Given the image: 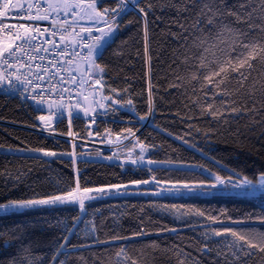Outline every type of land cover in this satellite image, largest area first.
Instances as JSON below:
<instances>
[{
    "label": "snow or ice",
    "instance_id": "1",
    "mask_svg": "<svg viewBox=\"0 0 264 264\" xmlns=\"http://www.w3.org/2000/svg\"><path fill=\"white\" fill-rule=\"evenodd\" d=\"M145 2L146 0H117L116 7L108 8L103 6L102 0H0V90L7 94H18L25 100L32 101L34 111L46 112L47 114L37 116L39 121L44 122L45 128L52 127L54 121L63 122L65 119L71 127L73 119L79 118L81 114L89 117L91 123H95L98 114H117L121 109H128L135 113L140 121H148L155 112L152 83L149 82L148 108L144 114H141L136 110L132 98H124L123 93H126L127 89L120 90L106 85L104 80L106 66L98 62L103 59L108 41L114 39V34L120 28L117 18L127 13L129 5L143 14L145 53H147L149 36L147 16L152 5L148 4V11H146L141 6V3ZM168 3H171L178 12H191L198 9L194 16L183 18L190 20V23L178 21L180 32L173 33V36L180 40L178 48H183L184 52L179 55L174 53L172 62L176 63V60H179L180 64L186 66L185 74H177L175 80L192 85V92L201 94V96H190L198 113L192 112L191 106L185 105L191 114L181 116V120H192L197 115L206 114L213 120L223 118L222 122L226 123L228 115L255 112L254 106L251 109L247 105L233 107L236 101L231 97L243 88L252 72L256 70L254 61L264 65V0H242L233 6L241 11H233L225 7L226 0H180L179 4L168 0ZM253 3L257 7H251ZM61 13L64 18H61ZM69 16L72 19H68ZM225 16H231L233 20L226 23ZM9 18L24 22L10 23ZM257 20L261 22L256 23ZM41 21H47L51 28L42 29L38 24ZM238 25L245 27H238ZM37 60L41 63H36ZM177 72H179V65ZM233 83L238 87H230ZM169 87L179 89L183 87V84L173 81ZM73 93L80 98L75 104L71 103ZM216 97L221 99L217 101ZM177 115L180 114L177 113ZM188 127L191 128L193 125L189 124ZM196 130L200 131L199 128ZM125 131L128 135L124 136V139H134L135 142L129 148L121 166L125 164L136 168L143 166L148 172L153 173L150 178L106 187H82L77 172L74 186L67 190L44 195L33 191L30 196L10 198L0 202V218L23 215L42 209L77 207L79 213L77 216L70 218V221H58V224H62L63 239L55 246L49 264H66V260H58L62 253L70 255L72 250L79 251L80 248L92 251L101 245L116 246L118 250L114 254L115 258L108 259L106 262L105 259H101L100 254L93 252L92 264H96L97 261L99 264H142L139 258L129 253V249L137 247L136 244L120 245L118 242L136 241L140 237L153 233L146 230L141 222L139 230L129 235L122 236L114 231L113 235L101 238L98 235L101 225H98L94 218L85 220L92 201L128 195L196 198L218 195L245 198L256 197L258 194L264 196V173H261L258 182L254 183L246 175L227 169L224 165H220L226 169V174L222 175L202 164L181 163L176 166L187 169L199 168V174L207 173V176L199 180L162 182L154 174L155 170L161 165H173L174 162L153 159L148 153L155 146L146 145L136 138L132 128H127ZM67 134L71 136L72 132L69 131ZM168 134L172 135V133ZM88 135L92 133L89 132ZM105 135H110V130ZM204 135L207 136L208 133L205 132ZM175 138L182 140L185 144L189 143L182 136L177 135ZM120 139L121 136L117 135L116 140L120 141ZM111 142L109 140V143ZM189 146L194 147V145ZM137 147L139 151H136ZM8 151L39 153L43 157L68 155L72 157L71 162L74 165L77 163L75 151L57 153L42 148L11 147ZM114 156L119 159L116 153L104 159L111 160ZM3 174L0 173V175ZM24 175L25 173H20L18 176L11 177L17 182L13 187L18 186ZM162 183L166 186L161 187ZM152 184L156 185V189L146 191L141 188V186ZM151 206L168 212L175 220L196 216L210 222L201 226L200 235L205 243L197 251L201 255L215 252L222 264H249V258L257 253L264 254V231L255 226L256 224L264 225V215L235 219L227 217L234 224H250L251 226L241 229L230 227L216 229L212 225L223 223L221 216H226V213L221 212L219 216H213L205 210L183 204L153 203ZM82 224L84 225L83 235L87 240H91V243L70 245L69 240L73 235L79 234V226ZM28 227L30 226L14 225L7 230H0V264H41V258L33 254L31 243H25ZM165 232L173 233L179 239L182 227L164 226L157 229L155 234ZM220 237L224 239H217ZM209 241L216 247L210 246ZM140 245L151 248L153 251L168 252L177 249L175 251L178 257L177 264H200L195 257L190 259L191 254L184 252L178 245L160 249L158 242L143 240L140 241ZM220 245L223 247H219ZM13 247H15L14 254L3 257L2 253ZM137 250L140 251L141 256H144L140 248ZM107 251V248L102 250V252ZM182 253L183 256L180 258ZM80 259L82 264H89L84 256ZM143 264H150V262L145 258Z\"/></svg>",
    "mask_w": 264,
    "mask_h": 264
},
{
    "label": "trees",
    "instance_id": "2",
    "mask_svg": "<svg viewBox=\"0 0 264 264\" xmlns=\"http://www.w3.org/2000/svg\"><path fill=\"white\" fill-rule=\"evenodd\" d=\"M179 4L180 0H172ZM242 0H226L225 7L233 11H241L233 7ZM103 6L114 8L117 0H102ZM148 4L152 9L148 11ZM141 6L148 11V51L145 53L143 14L138 9L129 7L126 14L117 18L120 28L114 35V39L105 47L103 59L98 61L106 66L104 80L106 85L116 89H127L123 93L124 98H132L136 110L144 114L148 108L149 82L153 87L152 99L155 108L153 116L148 121H140L135 113L128 109H121L117 114H98L95 123L81 115L74 118L69 127L67 119L56 122L51 131L40 130L38 115L47 114L33 110L32 103L24 101L11 94L0 92V147L11 148H42L57 153H69L75 151L77 163L74 165L72 157L68 155L57 156L51 159L0 153V202L8 199L22 198L32 195L33 191L41 195L67 190L74 186L75 179L79 176L82 187H106L112 184H127L137 179L150 178L153 173L141 166L136 168L132 165L122 163H109L96 160L83 159L84 155L95 156L99 152L111 155V151L103 150L89 144L107 143L109 138L120 135H128L125 129L132 128L136 138L146 145H154L149 156L156 160H172L173 165H162L155 170L157 179L163 181H184L204 179L207 173L200 175V169H187L176 165L196 164L204 165L206 168L226 174V169L235 170L246 175L253 182H258L261 173H264V65L254 61L256 70L231 99L236 103L233 107L247 105L249 109L253 106L256 111L247 114L228 115L227 122L213 120L208 115L199 116L192 120H181V116L189 113L185 105L191 106L192 112L198 113V109L192 104L191 97L201 96L200 93L192 92V85L184 81L175 80L177 74H185V65L179 60L173 63L174 53L179 55L184 52L178 48L180 40L173 36L178 34L180 27L178 21L185 24L190 20L184 17L194 16L198 10L191 12H178L176 8L168 3V0H146ZM251 7H257L255 3ZM259 14V13H257ZM233 17L225 16L224 21L231 22ZM261 21L257 20L256 23ZM238 27H245L238 25ZM187 35V33H185ZM178 49V51H177ZM179 65V72L177 67ZM171 66V67H170ZM183 84L182 88L169 87L171 82ZM195 83V82H194ZM198 86V84H197ZM230 87H238L235 83ZM107 93V87L105 88ZM206 99V98H202ZM221 97H216L219 101ZM78 101V100H77ZM75 104V103H74ZM217 106H220L217 104ZM177 113L180 115L178 116ZM191 124L193 127H188ZM199 128L200 131L196 129ZM110 130V135H105ZM71 131L72 135L67 133ZM91 132L92 135H88ZM208 135L205 136L204 133ZM168 133H172L169 135ZM187 134V135H186ZM179 135L189 143L176 139ZM73 137L75 143L69 139ZM127 148H131L134 139H126ZM75 144V149H73ZM194 145V147L189 146ZM219 162V163H217ZM25 173L21 177L18 186L13 187L14 181L11 177ZM165 185V184H161ZM146 190V189H143ZM188 205L195 206L213 216H221L224 221L221 224L212 225L216 229L230 227L241 229L250 227V224H234L227 217L241 218L246 216L264 215V196L259 195L257 199L235 197L228 195L186 197V196H153V195H128L90 202L88 218H94L101 230L98 235L105 238L118 232L120 235H129L138 231L141 222L143 227L153 234L140 237L136 241H119L120 245L136 244V248L129 249V253L142 261L146 258L150 264H177L178 257L175 255L177 249L164 252L153 251L140 245V241H156L160 249L178 245L184 252L190 253V259L195 257L200 264H222L215 252L201 255L197 251L205 243L201 238V226L207 225L208 221L201 217L189 216L184 220H175L166 211H160L151 205ZM143 209V211H140ZM76 206H65L58 209H42L23 215H13L0 218V230H7L14 225H28L25 243H31L33 254L41 258V264H49L55 246L62 242L63 228L58 221H70L77 216ZM115 221V223H114ZM191 225V226H189ZM182 227L181 237L178 239L173 233L155 234L161 227ZM264 231V225L256 224ZM78 235H73L69 240L70 245H80L91 240L83 235L84 225L79 226ZM223 240V237L217 238ZM210 246L216 247L211 241ZM219 247H223L220 245ZM107 248V252H102ZM140 248L144 252L141 256ZM118 250L116 246L101 245L97 249L89 251L80 248L79 251L72 250L70 255L61 254L58 260H66V264H82L80 259L84 256L89 264H92L93 252L100 254L101 259L114 260V254ZM15 252V247L3 252V257H8ZM183 253L181 254L182 258ZM99 264V261L96 262ZM249 264H264V254L257 253L249 258Z\"/></svg>",
    "mask_w": 264,
    "mask_h": 264
},
{
    "label": "rangeland",
    "instance_id": "3",
    "mask_svg": "<svg viewBox=\"0 0 264 264\" xmlns=\"http://www.w3.org/2000/svg\"><path fill=\"white\" fill-rule=\"evenodd\" d=\"M129 7H132V5H129ZM60 15H63V13H61ZM115 35V34H114ZM112 40L108 41V44L111 42ZM108 44L106 46H108ZM105 46V47H106ZM80 98H78L79 100ZM91 100V97L89 98ZM82 115V114H81ZM55 122L58 121H54L53 122V126L55 125ZM42 127L40 128L41 131L43 132H50L52 127H48L45 128L44 127V122H41ZM109 140H111L112 142L109 143ZM108 142L105 143V145H103L101 148H103L106 151H111L112 154L110 156H113V153H116V156L119 157V159H117L115 156L113 157V159L108 160V159H104V157H108L109 155H104L103 152H99L97 155L95 156H91V155H84L83 159H87V160H96V161H102V162H109V163H122L125 155L128 153L129 148H127V141L126 139H124L123 137H121L120 141L116 140V137H111L109 138ZM134 144V143H133ZM96 145V143L94 144V146ZM136 151H139L138 147L136 149ZM0 153H6V154H20V155H29V156H38V157H43L41 156V154L39 153H28V152H24V153H20V152H9L7 147H0ZM149 155V153H148ZM44 158H54V157H44ZM162 166V165H161ZM155 167V166H154ZM166 185H161V187H164ZM142 189H146V191H150L152 189H156V185L152 184V185H147V186H141ZM260 194H258L256 197H247V198H252V199H257L259 197ZM148 196V195H145ZM164 196H168V195H164ZM115 198V197H119V196H111V197H107V198ZM210 197V196H208ZM106 198V199H107ZM103 200V199H101ZM93 202V201H92Z\"/></svg>",
    "mask_w": 264,
    "mask_h": 264
},
{
    "label": "built area",
    "instance_id": "4",
    "mask_svg": "<svg viewBox=\"0 0 264 264\" xmlns=\"http://www.w3.org/2000/svg\"><path fill=\"white\" fill-rule=\"evenodd\" d=\"M61 18H64V16L63 15H61ZM68 19H72V17L71 16H69V17H67ZM8 22H10V23H21V22H24V21H17V20H12V19H8ZM38 24H39V26L43 29V28H51V25L47 22V21H41V22H38ZM95 34V33H94ZM49 39H51V37H48ZM57 39V42H59L58 41V37L56 38ZM85 51H86V49H85ZM69 59H70V57H69ZM36 63H41V61H39V60H37L36 61ZM44 63L46 64L47 63V61L45 60L44 61ZM65 87H68V85H65ZM0 92H2V93H5L3 90H0ZM85 94H87V93H85ZM11 95H13V96H15V97H18L19 99H22V100H24V101H28V100H25L24 98H22V97H20L18 94H11ZM78 96L75 94V93H73L72 94V100H71V103H76L77 102V100H78ZM65 100L67 101V95L65 96ZM28 102H31L32 103V101H28ZM84 118H86V119H90L89 117H84ZM69 139H71L74 143L76 142L75 141V139L73 138V137H70Z\"/></svg>",
    "mask_w": 264,
    "mask_h": 264
}]
</instances>
